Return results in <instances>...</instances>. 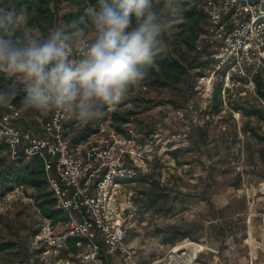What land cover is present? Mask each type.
<instances>
[{
	"label": "rangeland",
	"instance_id": "rangeland-1",
	"mask_svg": "<svg viewBox=\"0 0 264 264\" xmlns=\"http://www.w3.org/2000/svg\"><path fill=\"white\" fill-rule=\"evenodd\" d=\"M193 2L184 0L181 8L192 7ZM95 3L88 0L87 5ZM75 8L62 0L58 15ZM180 17L174 18L164 37L168 45L164 54L173 52L181 59L185 54L189 86L149 90L140 86L115 110L126 113L134 131L152 141L154 160L148 174L152 182H138L133 189L161 196L154 210L132 226L127 242L138 249L140 264L155 259L153 264H180L176 262L182 258L186 264H244L242 259L256 257L259 241L264 240V140L256 135L263 134L264 119L251 111V106L264 105L250 102L253 97L239 88L221 96V108L213 112L211 88L195 87L190 63L197 55L176 37L184 20L178 21ZM56 22L55 26L64 24L61 19ZM51 28L30 29L46 35ZM17 105L24 115L34 112L25 110L21 101ZM101 119L80 125L92 128ZM45 222L34 202L15 201L0 215V264H67V259L82 264L68 252V245L54 247L39 234ZM53 226V235H58L61 225ZM173 244L176 247L162 257ZM263 254L259 252L254 264H264ZM113 256L100 264H126L120 255Z\"/></svg>",
	"mask_w": 264,
	"mask_h": 264
},
{
	"label": "built area",
	"instance_id": "built-area-1",
	"mask_svg": "<svg viewBox=\"0 0 264 264\" xmlns=\"http://www.w3.org/2000/svg\"><path fill=\"white\" fill-rule=\"evenodd\" d=\"M192 1L206 16L194 42L193 54L202 63L192 67L195 87H210L212 95L218 87L223 99L241 88L264 105L255 80L257 76L264 79V0ZM169 55L178 57L173 52ZM154 87L150 78L141 85L143 90ZM115 110H106V117L88 132L59 111L24 115L13 100L0 106V142L5 145L1 157L6 162L40 160L47 191L64 218L57 221L62 231L53 235V219L41 214L37 192L25 184L0 192V215L17 200L34 202L46 221L39 234L58 248L75 239L79 247L76 256L82 264H100L103 256L114 254L126 263L140 264L136 260L138 249L127 237L135 222L151 211L147 194L133 187L138 182H152L148 174L154 160L153 146L146 136L140 137L141 132L134 131L132 120L114 123L111 115ZM175 247L173 244L162 257ZM71 262L67 259V264ZM176 263L187 262L182 258Z\"/></svg>",
	"mask_w": 264,
	"mask_h": 264
},
{
	"label": "clouds",
	"instance_id": "clouds-1",
	"mask_svg": "<svg viewBox=\"0 0 264 264\" xmlns=\"http://www.w3.org/2000/svg\"><path fill=\"white\" fill-rule=\"evenodd\" d=\"M34 3L35 0H32ZM181 0H96L46 35L28 28L29 7L0 5V106L62 112L87 124L139 89L166 52Z\"/></svg>",
	"mask_w": 264,
	"mask_h": 264
},
{
	"label": "trees",
	"instance_id": "trees-1",
	"mask_svg": "<svg viewBox=\"0 0 264 264\" xmlns=\"http://www.w3.org/2000/svg\"><path fill=\"white\" fill-rule=\"evenodd\" d=\"M61 1L62 0H35L33 3L32 0H0V5L19 10L27 4L30 13L28 27L47 30L48 28L55 27L57 23L56 21L60 19L64 24H67L72 19L78 17L88 6V0H66L76 8L59 16L58 5ZM51 2H54L56 9L51 6ZM180 11V14L183 16L185 21L179 25L176 37L181 41V44L186 45L188 51H193L194 42L199 32L203 29L206 22V16L195 6H183ZM181 56L182 59L180 57H173L164 53L157 56L156 63L158 67L150 72L148 78H150L152 82L159 87L166 85L174 86L177 84L189 86L190 73L188 72L187 67L189 61L188 58L185 57V54H182ZM195 58L197 61L198 57L196 56L194 59ZM196 61L193 60V62L190 63L192 67L202 65V63H197ZM255 80L257 84V93L264 99V79L257 76ZM10 83V81L0 77V87L6 88ZM23 95V92L18 91V94L13 101L18 103L21 101ZM212 99L213 112H218L222 105L220 89L218 87L214 90ZM250 102L259 103L255 97H253V101ZM251 111L253 112L252 114L260 116L264 119V109L261 108V106L259 109H253L251 106ZM104 117L105 116H103V118ZM128 119L129 118L126 113H120L119 111L114 112L112 115V120L117 124L126 123ZM87 130L90 132L91 128H87ZM256 135L264 140V132L262 135H259L258 133H256ZM4 148V143L0 142V192L4 189L13 188L15 184H25L27 187L34 189L37 192V204L44 217L53 219L54 223L62 220L64 218L62 211L54 207V200L52 199L51 194L47 191L46 175L42 162L38 159L28 161L19 159L15 162H6L1 157V151ZM157 194L152 190V192L147 195V206L151 210H154L156 201L161 199V196ZM163 196L166 197L167 195ZM67 245L68 252L76 254L79 251V247L76 245L75 239H69L67 241ZM109 257L110 256H103L102 262Z\"/></svg>",
	"mask_w": 264,
	"mask_h": 264
},
{
	"label": "crops",
	"instance_id": "crops-1",
	"mask_svg": "<svg viewBox=\"0 0 264 264\" xmlns=\"http://www.w3.org/2000/svg\"><path fill=\"white\" fill-rule=\"evenodd\" d=\"M186 239V238H185ZM184 239V240H185ZM259 248V251L257 250ZM257 255H256V257H252V254H250L251 256H250V260H248V258H246V257H244L243 259H242V263H244V264H251L252 262V260H253V264H254V262L255 263H258V261H259V252H261V253H264V240H260L259 241V246L257 247ZM202 252H205V251H202ZM202 252H200V253H202ZM200 253H199V255H200ZM138 254V253H137ZM115 255V254H114ZM113 256V255H112ZM114 257V256H113ZM136 257H137V255H136ZM261 257V256H260ZM262 257L264 258V254L262 255ZM123 259V258H122ZM241 260V259H240ZM124 261V260H123ZM126 263V262H125ZM264 263V262H263ZM126 264H129V263H126ZM219 264H223V263H219Z\"/></svg>",
	"mask_w": 264,
	"mask_h": 264
},
{
	"label": "bare ground",
	"instance_id": "bare-ground-1",
	"mask_svg": "<svg viewBox=\"0 0 264 264\" xmlns=\"http://www.w3.org/2000/svg\"><path fill=\"white\" fill-rule=\"evenodd\" d=\"M237 114H239V113H237Z\"/></svg>",
	"mask_w": 264,
	"mask_h": 264
}]
</instances>
